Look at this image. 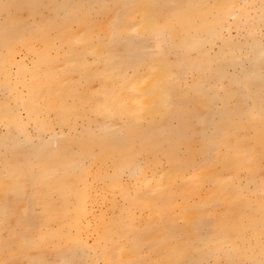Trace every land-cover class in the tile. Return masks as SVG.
<instances>
[{
    "label": "bare ground",
    "instance_id": "obj_1",
    "mask_svg": "<svg viewBox=\"0 0 264 264\" xmlns=\"http://www.w3.org/2000/svg\"><path fill=\"white\" fill-rule=\"evenodd\" d=\"M0 264H264V0H0Z\"/></svg>",
    "mask_w": 264,
    "mask_h": 264
}]
</instances>
